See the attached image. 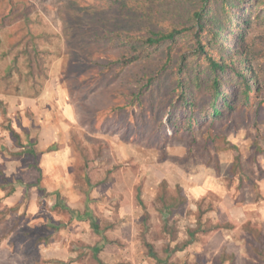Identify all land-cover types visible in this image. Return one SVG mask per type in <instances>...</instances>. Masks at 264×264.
I'll return each mask as SVG.
<instances>
[{"label":"rangeland","instance_id":"rangeland-1","mask_svg":"<svg viewBox=\"0 0 264 264\" xmlns=\"http://www.w3.org/2000/svg\"><path fill=\"white\" fill-rule=\"evenodd\" d=\"M231 1L211 2L222 38L208 34L209 48L255 77L247 100L187 34L116 60L131 44L114 38L115 25L143 34L187 13L189 0H0V264H155L136 195L149 214L144 237L162 254V181L186 197L170 219L179 241L199 220L218 225L170 261L264 264V153L250 156L253 141L264 149V4ZM225 141L238 148L236 168L231 150L216 149Z\"/></svg>","mask_w":264,"mask_h":264},{"label":"trees","instance_id":"trees-1","mask_svg":"<svg viewBox=\"0 0 264 264\" xmlns=\"http://www.w3.org/2000/svg\"><path fill=\"white\" fill-rule=\"evenodd\" d=\"M127 1L131 2L132 0H124V2L122 3V7L126 6V8H128ZM137 2L138 1H136V5ZM189 2L191 5H193V7L190 5L189 11L187 13L179 15V18L176 20L165 22L157 21L158 23L155 27H146V32L143 34L135 30H125L119 24L115 25L114 28H112V35L115 36L114 38H120L122 42H130L131 44L130 47L127 49V53H123L116 60H122V65L126 66L139 60L145 48L157 47L164 43L173 44L179 36L187 34L195 45L194 51L197 55L203 56L205 58L212 73L219 75L224 73L226 69H228V71L232 72L234 76L239 78V80L243 84L242 94L244 96V99L247 100L252 92L259 91L258 83L255 77L252 75V73L244 72L243 67L239 66L240 60L237 57H233L230 53L224 56L214 57L213 52L209 48L210 43L208 39V34L212 38V42H217L218 39L216 38H222L221 35L218 34V32L213 28V26L215 25V21L213 19V11H211L212 0H189ZM219 2L222 5L221 8L223 10H225L227 5L232 6L231 0H219ZM256 2L260 5L264 4V0H256ZM7 3L10 7H17L19 4L23 5L24 2L23 0H7ZM182 17H184L185 19H183ZM29 21V18H25L23 22L27 24ZM27 33L29 37L28 39L32 41L34 38L33 34L31 32ZM15 42L17 44L19 40ZM32 50L35 51V49H33L32 47L30 49L28 47V44L24 45L23 52L27 56H31V52H33ZM28 62L30 71L39 68L38 59H29ZM34 63L35 65L32 67V64ZM179 86H182V83L179 82ZM210 90L213 94V100H217L219 97H224L223 93L219 91L218 79L215 76L210 82ZM214 112L217 113L218 110L215 109ZM5 130L9 134V137L14 140L16 139V142H18L19 137L10 126L5 127ZM251 148L252 152L250 156L254 161L256 160L257 155L264 153V149L260 148L256 140L252 142ZM216 149L231 150L234 154L235 161L233 167H237L239 162L238 148L234 144L229 141H225L222 147H216ZM136 199L138 201V204L143 209V213L141 216L143 228L141 241L146 249V255L151 258L155 264H177L176 262L169 260L171 255L178 251L184 250L188 245H190L192 241L195 240L196 234H198L199 232L205 233L218 227V225H216L211 227L210 229H206L205 224L202 223L201 220H199L196 228L188 230V238L185 241H179L177 236L176 225L174 222L170 223V219L186 202V197L179 187H176L174 192H170L168 190L167 183L165 181H162L159 185V189L155 197L157 212L161 216L162 222L161 234L163 244L162 254H159L155 250L153 244L148 242L144 237V234H146L148 231L147 223L149 214L146 211L145 206L141 200L139 189L136 195ZM171 243H174V245L171 246ZM224 258V255L220 256V258L213 264H221L224 261ZM200 261V264H204L203 259H200Z\"/></svg>","mask_w":264,"mask_h":264}]
</instances>
